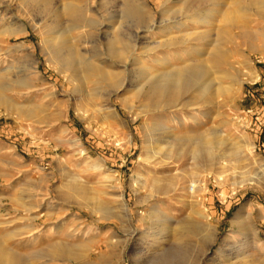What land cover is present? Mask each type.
Returning <instances> with one entry per match:
<instances>
[{
  "label": "rangeland",
  "instance_id": "374dc122",
  "mask_svg": "<svg viewBox=\"0 0 264 264\" xmlns=\"http://www.w3.org/2000/svg\"><path fill=\"white\" fill-rule=\"evenodd\" d=\"M127 1L41 0L26 6L3 0L0 5V98L8 103L0 106V244L27 264H136V259L151 264L160 253L162 227H184L192 232L182 243L185 264H196L197 256L200 264H264V0H220L198 16L178 18L183 30L171 38L183 36L200 55L186 47L175 52L184 50L189 67L202 65L198 85L207 90L205 97L190 90L178 110L148 99V75L161 69L134 50L165 38L142 33L149 38L135 44L132 19L104 21L108 13H122ZM145 1L157 30L164 10L180 9L188 0L167 7L163 0ZM68 3L84 16L79 22L66 15ZM93 18L96 30L81 27ZM75 25L77 31L71 29ZM114 39L125 45V63L106 68L100 73L109 71L110 77H94L87 85L72 81V71L61 74L50 51L56 42L64 52L74 49L76 59L95 54L109 59L104 52ZM75 71L88 67L81 64ZM197 107L203 115L192 112ZM172 111L183 121L181 129L174 127ZM184 114L196 115V122ZM28 127L33 134L24 131ZM206 151L210 175L194 160L195 153ZM215 174L226 180L223 185ZM193 179L201 181V203L186 205L169 183ZM242 181L233 191L232 184ZM237 214L249 218L259 247L254 235L246 239L240 233ZM76 230L88 234L69 238ZM67 241L80 257L64 261L52 255ZM172 242L168 232L163 247Z\"/></svg>",
  "mask_w": 264,
  "mask_h": 264
},
{
  "label": "bare ground",
  "instance_id": "6f19581e",
  "mask_svg": "<svg viewBox=\"0 0 264 264\" xmlns=\"http://www.w3.org/2000/svg\"><path fill=\"white\" fill-rule=\"evenodd\" d=\"M4 1H9L10 3L20 1L24 4H26V6H29L32 4H34V6H37L40 4L41 0H4ZM163 1L165 2V4H163V5H165L167 7L168 5L173 3L174 0H163ZM219 1L220 0H188L187 3L185 2L186 4H184L183 7L180 9H173L172 8L169 11L164 10L160 26L158 27L157 30H155V28H153V26H151L150 17L148 15V10H147L148 5H147L145 0H129V1L125 2L122 13H118V14L116 13L117 15H113V14L108 13L107 16H105L104 21L105 20L106 21H112L115 17L120 18L121 20L132 19V22H131L132 25L130 28V32H134V36L133 35L132 36L135 40L134 41L135 44H138L137 41L141 38H144V39L149 38V35L152 34L153 32H155V34H157V35H160V36L162 35L165 38L164 41H162L160 44H151V43L145 44L144 43V44H142V46H139V45L134 46L135 47L134 50H136V49L142 50V53L145 56L144 58L148 59L150 62L155 64L157 68L161 69L160 74L157 73L158 75H156V76L155 75L153 76L151 74L148 75V80L151 81V92H149L150 94L148 95V99L150 101L157 102V103L159 101V102L164 103V105H165L164 108L168 107V109L178 110L177 108L180 106V99L182 97H184L187 93H190V90H192V89L194 90V88H195V90L200 91V92H198L200 94V96L201 95L203 97L206 96L207 90L205 91L204 89H201V87H199V85H198L199 79L202 75L201 74L202 71H199V68H200V67H198L199 63L197 64V66L195 64L194 66L190 65L192 67H189V65H187V63H189L186 59L187 57L185 58V56H184V52H183L184 50H182L181 53L175 52V50H177V49H182V48L185 49V47H186V48L190 49V51L194 52V54H199V48L192 45L191 42L189 40H186L183 36L182 37L179 36L178 38L175 37L172 39L171 33L177 32L179 30L180 31L183 30L182 29L183 28L182 23H179L178 18H180V17L181 18L182 17L192 18L194 16H198L199 11H201L204 7L209 6V5H218L220 3ZM1 4H3V0L0 1V5ZM66 10H67L66 15L69 17V19L70 18L73 19L74 22H76V23H77V21L79 22L81 17L84 18V16H81L82 13L79 14L80 11L78 9L77 10L79 12L76 11L75 8H73L71 3L67 4ZM100 17H102V16H100ZM57 18L60 19L59 14H57ZM81 23H83V21L80 22V24H79L80 26L82 25ZM56 25L57 24L55 23V21H54V23L52 22V24H50L48 26V31L51 32L52 30H54V27ZM79 25L78 26L75 25V27H73V28L71 27V29L77 31L80 28ZM122 25L123 24L118 23L119 32H121V29L123 28ZM81 27H83V28L87 27V28H89V30H96L97 27H99V23H98L97 19L93 18V19H90L88 21L87 25H83ZM248 32L249 31L243 32V33L241 32L242 36L246 38V36H248V34H247ZM142 33H144V34L147 33L149 35L146 37H142V36H140V34H142ZM204 33H207V31L206 32L204 31ZM186 34H185V36H186ZM61 38H62V35L60 37L53 38V40H55V39L61 40ZM231 38H233V37H231ZM250 38H252V37H250ZM62 41H63V39H62ZM248 41H250L249 38L247 39V42ZM55 43L52 45L50 51H51L52 58L54 59V61L57 64L59 72L61 74H66L67 72L72 71L71 75H70L72 81L80 80V81H82V83L84 85L91 83V79L94 77H102L103 78L105 76H109V74H107V73H109L108 70H107L108 72L106 73L107 75L106 74L102 75L100 72L105 70L106 68H113L116 65V63L121 64V63H125V61H126L123 58V55H121V54H123L122 52L126 48H124L125 45L120 40H115V39L114 40H108V43H107V46L105 49L106 52H104V53L109 56V59H111L113 61L112 63H110V60L107 57L102 58L101 57L102 55L99 56V54L92 55V57H90V58H85V57L83 58L82 56L81 57L79 56L80 58H82V60H80L78 58L76 59V51L74 49H69V50L66 49L67 52H64L63 51L64 49L60 45H57ZM209 44H210V46H213V48H215V49L218 48V42L217 41H211V43H209ZM207 46H209V45H207ZM249 46H250V42H249ZM202 49H203V46H202ZM201 50H200V52H202ZM94 51H95V49H94ZM185 52H187V51H185ZM171 55H173V57H171ZM199 55H197V56H199ZM187 56L190 58L193 57V55L190 53H187ZM223 60H224V58H223ZM194 61H196V60H193V62ZM220 61L221 60L219 59L218 63H220ZM81 64H84V65L86 64V67H88V71H84L81 74H77L75 71V68ZM199 65H201V64H199ZM207 68L209 69V67H207ZM204 70L207 71L206 68ZM255 79H258L257 76L252 77V80H255ZM200 86L203 87V85H200ZM2 90H3V88H2ZM208 96L210 97L209 94H208ZM203 100H201V101H203ZM7 104H8L7 102H5L2 98H0V106L1 105L2 106H8ZM7 109L10 111L12 110L11 107H9ZM191 110L194 114L203 115L201 108L199 109L197 107V108L191 109ZM16 111L18 112L17 109H16ZM171 113L173 114V118L171 119V121L174 123V127L176 129H181V127L184 125L183 121L175 114L174 111H172ZM195 117H196V115H192L191 117L186 116V118L188 120L190 119L192 122H196ZM24 131H26L29 134L34 133L30 129V127L26 128V129L24 128ZM185 138L179 139V140H182V141L188 140ZM179 140L176 142H179ZM75 144H76V141H75ZM76 145H78V144H76ZM247 147H250V145H247ZM248 151L250 153H252L251 148L250 149L248 148ZM208 152L209 151H206V152H204V154L203 153H198V154L195 153L194 156H196V157L194 158V160H195V162H197L196 167L198 169H203L204 172H207L208 175H210V171L208 169V166H209L208 163L209 162L207 160V157L205 158V155H209ZM80 153H83V151L81 150ZM179 155H181V153ZM169 164H171V163H169ZM94 167H96V169L100 168L98 165H95ZM263 167H264V165H263ZM133 180H134V177H133ZM215 181L219 185H221V184L223 185V183L226 180L223 178V176L221 174H215ZM250 181H253V180H249L248 182H250ZM256 182L261 183L259 178L256 180ZM140 183H141V185L144 184L143 177H142V180H140ZM245 183H246V181H242L239 183H233L232 184L233 191H235V189L238 186H242ZM170 187H171L170 190L172 192L178 193L177 195L179 196L178 198L180 199L181 203H185L186 205H187V203H190L191 205H198L201 203L202 198L199 199L198 194H200L203 191V189L201 188V181L199 179H193V180L187 182V184L185 182H182V181H177L176 183L170 182L169 188ZM119 198H121V200H120L121 207L124 208L125 212H128L126 210L127 206H126V203L124 200V196L121 195ZM201 217L207 219V216H205L203 214L201 215ZM158 218H159V216L157 217V219ZM154 219L156 220L155 216H154ZM25 220H28V219L24 218V221ZM158 220H162V219H158ZM164 222H166V221H164ZM235 222H236L237 227L240 230V233L246 239H248L249 237L252 238V235H254V238H255L254 240L256 241L255 242L256 246L259 247L258 244L260 241L256 240L257 234L253 231L251 224L249 223V218L247 216L243 217L240 214H237V216L235 218ZM159 223H161V222L159 221ZM28 226L26 228H28ZM60 230H61V228L55 229V234H59ZM76 231H78V232H76L75 234H70L71 236H69V238L74 239L78 236L85 237L88 234L87 231L84 234L81 233V230H76ZM168 232L171 233V236H174L175 242H172V244L170 243V246L168 248H164L163 247L164 246L163 240H164V236ZM190 233H192V232L188 228L179 227V229H173L172 230V229H170V227L163 226L160 233H159V235L161 236V238H160L161 241L159 242L160 253L156 255L155 260L151 264H185L186 263L185 256L187 254V247L186 246L183 247L182 243H183L184 239L189 236ZM27 234H28V232H27ZM98 234L99 233H97L96 236H98ZM32 236H33V234H32ZM32 236L30 235L29 237H32ZM33 241H34V239H33ZM112 242L110 240L108 242V244L111 245L110 243H112ZM6 248L7 247H4V245L0 244V264H27L26 260H24L23 257L18 255L17 253L11 252L10 250H8ZM202 253H204V252H202ZM221 254H222V252H219L218 256H220ZM52 255H55V256H57V258L63 259L64 261L69 259V258H77V257L81 256L79 252H76L74 250V245H71L69 242L58 245L56 248H54L52 250ZM203 255H205V254H203ZM200 260H201L200 256H197V257H195L194 261L196 262V264H200L201 263ZM135 262H136V264H141L140 259H136Z\"/></svg>",
  "mask_w": 264,
  "mask_h": 264
}]
</instances>
